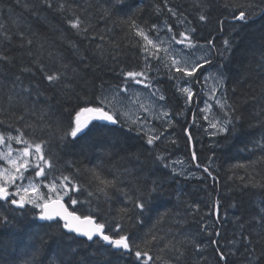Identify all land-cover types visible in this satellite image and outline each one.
Wrapping results in <instances>:
<instances>
[{
  "label": "trees",
  "instance_id": "1",
  "mask_svg": "<svg viewBox=\"0 0 264 264\" xmlns=\"http://www.w3.org/2000/svg\"><path fill=\"white\" fill-rule=\"evenodd\" d=\"M58 2L52 0L54 5ZM69 2L94 26L87 37L74 35L65 17L55 7L40 8L33 15L35 9L30 6L38 4L39 0H0V23L7 24L12 33L8 41L0 40V55L9 58L7 62L0 61V133L15 136L18 134L16 129L21 128L27 134L25 138L48 141V147L58 158L55 175L60 172L75 174L77 170L83 172L96 166L103 167L106 172L129 169L135 178L126 177L120 186L129 196L139 195L138 189L147 191L157 187L149 198V210L141 217L142 223L120 221L133 241L138 242L149 230L157 234H187L204 247L208 264H216V245L210 241L218 240L219 247L228 254V264H244L245 248L239 244L233 247L231 242L239 238V223H245V234H253L255 254L259 257L264 251V240L258 235L260 229L253 223V218L264 208V0H208L207 22L198 20L191 7L193 0ZM165 2L183 13L180 19L186 17L192 21L188 25L196 28L193 37L198 44L207 46L214 53L220 51L216 55L218 63L214 64L224 74V97L229 105H233L228 108L231 123L227 124V131L214 134L204 130L200 101L188 108L173 80L164 78L160 80V88L166 97L171 122L167 135L164 133L154 145H148L146 136L137 134L135 127L129 130L130 125L121 119L117 124L105 122L75 142L61 143L59 136L63 133L42 132L40 129L44 125L39 122L49 114L67 126L71 109L78 101L74 97H64L58 90L44 92L47 82L42 80L39 65L30 73H22L20 69L31 63L28 52L35 54L43 45L42 59L49 70L53 68L48 59L51 51L62 56L63 62L69 63L82 77L77 81V92L86 93L88 98H94L102 91L105 94L110 89L123 87V72L140 71L145 65L143 57L133 47L134 41L129 37L131 30L124 21L134 20L141 27L149 28L152 24L164 28L167 23L177 29L179 20L164 7ZM156 6L160 7V13L156 12ZM106 10H110V15H105ZM240 11L249 15L247 21L233 18ZM13 19L22 22L20 28L26 32L24 40L12 27ZM27 39L33 40L31 49ZM209 40L214 44L209 45ZM225 40L230 42L227 50ZM70 43L76 45L78 53ZM97 46L104 50L103 55ZM14 81L18 86H14ZM24 88L33 90L26 100L24 97L28 93L23 91ZM36 91L43 95L37 97ZM10 95L18 97L15 101L17 111L22 110V105L35 109L34 113H25L23 123L5 112ZM193 152L197 161L192 160ZM157 156L164 157L163 161L157 160ZM178 157L190 164L195 176L189 178L176 172L174 160ZM205 167L209 172L203 171ZM42 179L48 182V179ZM80 199L83 201L84 196ZM65 201L72 210L68 198ZM125 206L139 212L130 202L126 203L122 192L114 191L112 200L101 203L100 207L106 218L119 220L117 211ZM89 207L88 203L75 206L78 214H89ZM92 207H95L94 203ZM38 212L31 205L21 209L0 200V216L8 218L0 223V264H67L69 260L73 264H100L104 259L99 255L102 249L98 244L82 238H79L81 244L72 243L67 237H61L55 222H39ZM217 231L219 236L215 234ZM236 247L239 252H235ZM69 248L77 249V254L68 255ZM153 254H156L155 249ZM194 255L189 248L186 264H193ZM109 259L113 264H142L134 255ZM261 264H264V258H261Z\"/></svg>",
  "mask_w": 264,
  "mask_h": 264
},
{
  "label": "snow or ice",
  "instance_id": "2",
  "mask_svg": "<svg viewBox=\"0 0 264 264\" xmlns=\"http://www.w3.org/2000/svg\"><path fill=\"white\" fill-rule=\"evenodd\" d=\"M121 2L122 0H116V3ZM30 7L35 9L32 13L33 15H36L40 8L53 9L55 7L56 11L65 17L68 28L73 30L76 36L87 37L88 33L94 27L90 21L86 19V16L81 14V11L74 7L69 0H59L56 5L52 3V0H39L38 4H33ZM164 7H166L168 12L173 17L177 18L181 24L192 23V21H188L186 17L180 19L183 13L169 7L167 2H165ZM191 7L196 11L200 22L208 21V0H193ZM160 11V7L156 6V12L160 13ZM105 15H110V10H106ZM233 18L239 21H247L249 15L245 11H240L239 14L234 15ZM21 23L22 22L18 19H13L11 21L12 27L17 29V34L20 36L21 40H24L26 32L21 30ZM124 23H127L131 30L129 37L134 41L133 47L136 48L138 53L143 57L145 68H149L151 62L156 61L158 64H162L164 68L168 69L169 80H183L185 83H189L197 77L198 73L204 69L205 65H210L212 63L207 56L191 60L188 56L177 57L175 55L173 45H182L189 50L203 47L195 41L192 35V33L196 31L195 27L180 31L177 34L174 32L173 26L166 23L168 36L167 39H162L160 33L163 29L158 24H152L149 28L147 26L141 27L134 20L124 21ZM28 31H30V29ZM11 35L12 33L8 25L0 23V40L8 41ZM32 35L35 34L33 33ZM101 39H103V37H101ZM224 43L226 45L225 50H227L228 47H230V42L225 40ZM208 44L213 45L214 42L209 40ZM32 45L33 40L27 39V46L29 49H31ZM70 46L76 49L75 44L70 43ZM97 47L101 55H103L104 50L100 49L99 46ZM76 52L78 53L79 49H76ZM161 53L164 55L161 56ZM221 54L223 55V53ZM28 55L32 58L31 63L20 69L22 73H30L33 67L39 65V70L43 74L42 80L47 82V87L44 89V92L58 90L64 97L68 99L74 97L78 101L71 109L67 126L64 125L62 120H55L49 114L45 115L39 122L44 125V127L40 129L42 132L46 130L52 135L63 133L59 136L61 143L75 142L87 135L93 128L102 127L105 122L117 124L120 122L121 117H127V112L122 110L124 105L122 104L121 108L117 109L116 105L112 103V100L109 99L108 95L104 94L103 91L94 98H88L86 93L81 95L77 92V81L82 79V77L79 76L75 69L71 68L69 63L63 62L64 58L62 56L51 51L48 52V59L53 63V68L49 70L42 59L43 45H41L37 53L34 54L29 51ZM8 59L7 55H0V61L7 62ZM81 62H83V57H81ZM122 74L124 76V85L120 88V92L127 96V101L131 104H135L139 101L137 95H127L131 84L143 85L145 89H153V85L150 82L152 78H150L143 69L140 71H126ZM213 77L217 85L223 84L225 77L222 72L213 74ZM19 79L20 77L17 76L16 80L19 81ZM207 79L208 77H205V80ZM13 84L14 86H18L15 81ZM23 91L28 93V96L24 97L25 100L33 94V90L30 88H24ZM176 91L185 99L186 104L192 101L194 96L192 87H182L177 83ZM35 95L40 97L43 95V92L36 91ZM211 95L216 99V103L222 110L233 107V105L228 104L227 97H224L222 100L217 98L216 89L212 90ZM150 97L152 98L150 103H140L139 105L140 109L144 112L151 113L157 102L166 100L165 95L160 92L159 89H153L150 93ZM17 99V96H8V108L5 112L15 117L17 121L23 123L25 121V113L29 111L34 113L35 109H28L26 105H22V110L17 111V104L15 103ZM202 111H206V109ZM223 115L227 117L229 116V112L225 110ZM159 117L168 120L169 113L163 110V106H161V110L157 115V118ZM205 119H208L207 115ZM128 122L130 123V130H132V127H135L137 134L142 133L147 137L146 143L148 145H154L163 135L162 133L156 134L155 132L150 134L145 131L143 122L140 121L139 117L135 120H129ZM168 122L170 123V120H168ZM229 123H231L229 119L222 121L210 120L209 127L224 132L227 130L225 126ZM26 127L31 128L32 125H26ZM16 132L18 134L15 136L9 135L7 141L14 140L16 144L25 146L17 150V155L15 157H13V148L10 143L7 145V154L0 153V159L4 160L6 164L10 166V168L0 170V181H2L0 182V200L21 209L24 208L26 204H32L34 208L39 210L36 218L41 221L55 222L56 230L61 237H67L72 243L79 245L82 243L79 238H86V242L98 244L102 249L99 255L104 258L100 264H113V261H111L109 257L122 255H134L136 261L142 262V264H186L189 248H191L195 254L193 257V264H208V259L204 255L206 251L204 247H202L198 240L190 238L187 234H157V232L149 230L143 238L136 242L133 241L130 233L124 231V226L120 221L127 220L130 223L133 221L136 223L143 222L141 217L149 210V198L157 191V187H152L147 191L138 189L139 195L135 197L129 196L127 192H124L120 187L126 177L135 178L134 174L129 169L106 172L103 167L96 166L84 169L83 172L77 170L75 174H64L60 172L59 175H55L58 158L48 147V141L41 139L39 142H36V140L31 137L25 138L27 134L21 128H17ZM69 138H71V141H69ZM189 139H191V137H189ZM4 143H6L5 137L0 135V144ZM172 143H175V141ZM156 159L163 161L164 157L157 156ZM197 159L196 154L193 152L192 160L197 161ZM197 167H199L198 163ZM32 171H34V177L31 175ZM203 171L207 173L209 169L205 167ZM49 176H51V182L45 185V187L48 188L49 193H53L54 195H47L46 197L39 195L36 196L35 199L30 198L28 196L29 193L35 195L39 191L37 186L32 183V180L34 178H44L47 180ZM81 177H83V181ZM25 180L28 181L29 186L27 187L22 183ZM18 181L21 183H17ZM153 184H155V182H153ZM11 188H15V191H11ZM114 191L122 192L126 197V203L130 202L133 208L138 209L139 212L136 213L125 206L117 211V215L120 218L119 220H115V218H106L102 214L100 206L101 203L110 202L112 200ZM81 196H84L83 201L80 199ZM16 197L19 198L17 199ZM65 197L68 198L73 206L71 211L65 207ZM83 203L89 204V214H84L83 212L77 213L75 206ZM93 203L95 204L94 208L92 207ZM260 213L258 217L253 218V223L259 226L260 232L258 235L264 240V208H261ZM7 219L6 216H0V223H4ZM61 221L63 222L62 224L60 223ZM49 226L51 227V225ZM239 228V238H234L231 242L233 247L239 244L245 248L246 258L244 264H261V258H264V251H261L259 257L256 256V250L252 239L253 234L251 232H248L247 235L245 234V223H239ZM215 234L217 236L220 235L218 231ZM210 243L216 245L214 249L218 257L216 264H221V262H223V264H228V254L219 247V241L211 240ZM154 249L156 252L155 255L153 254ZM239 250L238 247L235 248V252H239ZM235 252H232V255H235ZM76 254L77 249L69 248L68 255L75 256ZM67 264H73V261L69 260Z\"/></svg>",
  "mask_w": 264,
  "mask_h": 264
},
{
  "label": "rangeland",
  "instance_id": "3",
  "mask_svg": "<svg viewBox=\"0 0 264 264\" xmlns=\"http://www.w3.org/2000/svg\"><path fill=\"white\" fill-rule=\"evenodd\" d=\"M177 25H178L177 29L174 30V32L177 34L180 31H185L187 29H190V26L187 23L181 24L179 22L177 23ZM162 29L163 31H161L160 37L162 39H167L168 34H167L166 27ZM173 47L175 49V55L177 57L188 56L190 57L191 60H195L199 57L207 56V58L211 60L212 63L210 65H205L204 69H202L200 73H198L197 77L195 78L197 80L193 79L189 83H185V81L183 80L181 81L173 80V83H174V86H176L177 83H179L180 86L182 87L183 86L192 87L194 96H193L192 101L188 103V108H191L192 104L195 103V101L198 102L200 100V104H199L200 110H201L200 112L202 113L203 121L205 123V126L203 127L204 130L210 131L211 133H214V134L225 133L227 130L224 132H220L217 129H212L209 127L210 120H221L222 121V120L228 119L229 117V116L225 117L223 115V112L225 110L228 111V108L222 110L219 107V105L216 103V99L213 98L211 95L212 90L216 89L217 98L221 100L224 98V93H225L224 82L222 85H217L216 80L213 77V74L220 72L219 68L215 66L216 64H214V63H218V59L216 58V55H219L220 51H217L214 53L210 51L207 46H203L202 48H196V49H191V50L186 49L182 45H173ZM163 55L164 54L161 53V56ZM143 70H145L148 76L152 78L150 82L153 85V89H159L160 92L163 93V91L160 88V80H163L164 78L169 79L168 69L164 68L162 64H158L156 61H152L149 68H145V65H144ZM205 77H208V79L205 80ZM153 89H145L143 85L131 84L127 95L131 96L135 94L139 97V101L135 104H131L127 101V96L124 93L120 92V88L110 89L107 92H105V94L108 95L109 99L112 100V103L116 105L117 109H120L122 104L124 105L122 110L124 112H127L128 115L127 117H121L120 119L126 122L127 124L130 125V123L128 122L129 120H135L137 117H139L140 121L143 122L145 131L149 132L150 134L152 132H155L156 134L165 133L167 135L166 130L169 129L168 120H170L171 122V116H170L168 108L166 107L165 101L157 102L155 104L154 109H152L151 113L144 112L139 107L140 103L147 104L151 102L152 98L150 97V93ZM161 106H163V110H166L169 113L168 120H166L163 117L157 118V115L161 110ZM205 109L206 111H202ZM206 115L208 116V119H205ZM157 127H159L160 130H158ZM225 127L227 128V125ZM0 135H3V134L0 133ZM4 137H5L6 143L0 144V153L7 154V151H8L7 145L10 143L13 148V157H15L17 155V150L21 149L24 146L16 144L14 140L7 141L8 136H4ZM162 137L163 135L161 136V138ZM174 167L176 169V172L179 175L189 177V178L196 175L195 171L191 168L190 164L183 158L178 157L177 159H175ZM7 168H10V166L7 165L4 160L0 159V170L7 169ZM32 176L34 177V174ZM50 182H51L50 179H48V182H46L42 178H34L32 180V183L37 186L39 191L35 195H33L32 193H29L28 196L30 198L35 199L36 196H39V195H42L45 197L47 195H54L53 193H49L48 188L45 187V185L49 184ZM17 183H21V182L18 181ZM22 183L24 184L25 187L29 186L27 180L23 181ZM10 190L14 192L15 188H11ZM16 198L18 199L19 197H16ZM64 200H67V197H65ZM26 205L33 206L32 204H26Z\"/></svg>",
  "mask_w": 264,
  "mask_h": 264
},
{
  "label": "water",
  "instance_id": "4",
  "mask_svg": "<svg viewBox=\"0 0 264 264\" xmlns=\"http://www.w3.org/2000/svg\"><path fill=\"white\" fill-rule=\"evenodd\" d=\"M64 203H65V207H67L68 210L71 211V209L68 207V205H67V203L65 202V200H64ZM37 219H38V218H37ZM38 221H39V222H48V221H41V220H39V219H38ZM61 222H62V221H61ZM62 223H63V222H62ZM73 235H74V234H73ZM82 239H85V240H86V238H82ZM94 239H95V238H94Z\"/></svg>",
  "mask_w": 264,
  "mask_h": 264
},
{
  "label": "bare ground",
  "instance_id": "5",
  "mask_svg": "<svg viewBox=\"0 0 264 264\" xmlns=\"http://www.w3.org/2000/svg\"><path fill=\"white\" fill-rule=\"evenodd\" d=\"M20 9V8H19ZM24 15V14H23ZM29 15V14H28ZM36 17V16H35ZM26 18V17H25ZM27 19V18H26ZM32 22V21H31ZM65 50V49H64ZM18 60V59H17ZM11 61V60H10ZM11 65V64H10ZM5 66V65H4ZM4 71H6V70H4ZM6 73V72H5ZM225 94V93H224ZM201 97V96H200ZM200 101V100H199ZM197 102V101H196ZM199 113V112H198ZM233 113V112H232ZM211 115V114H210ZM213 116V115H212ZM230 119V118H229ZM236 121V120H235ZM239 123V122H238ZM237 123V124H238ZM193 125V124H192ZM233 127V126H232ZM128 128V127H127ZM130 130V129H129ZM237 130V129H236ZM134 131V130H133ZM215 217V216H214ZM224 217V216H223ZM204 219V218H203ZM211 239V238H210Z\"/></svg>",
  "mask_w": 264,
  "mask_h": 264
}]
</instances>
